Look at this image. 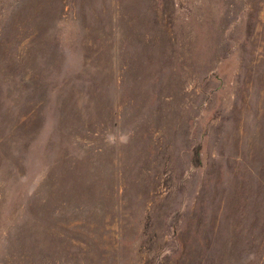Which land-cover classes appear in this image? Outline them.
Returning <instances> with one entry per match:
<instances>
[{"label": "rangeland", "instance_id": "374dc122", "mask_svg": "<svg viewBox=\"0 0 264 264\" xmlns=\"http://www.w3.org/2000/svg\"><path fill=\"white\" fill-rule=\"evenodd\" d=\"M0 264H264V0H0Z\"/></svg>", "mask_w": 264, "mask_h": 264}]
</instances>
